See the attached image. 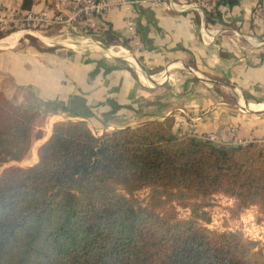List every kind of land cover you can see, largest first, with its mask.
<instances>
[{"label": "trees", "instance_id": "1", "mask_svg": "<svg viewBox=\"0 0 264 264\" xmlns=\"http://www.w3.org/2000/svg\"><path fill=\"white\" fill-rule=\"evenodd\" d=\"M38 116L0 91V166L43 137ZM174 124L97 135L85 120L53 122L36 163L0 173V264H264L257 241L206 227L216 195L233 200L232 215L256 207L264 219V147L179 135Z\"/></svg>", "mask_w": 264, "mask_h": 264}, {"label": "crops", "instance_id": "2", "mask_svg": "<svg viewBox=\"0 0 264 264\" xmlns=\"http://www.w3.org/2000/svg\"><path fill=\"white\" fill-rule=\"evenodd\" d=\"M220 1L127 0L111 7L99 35L125 54L106 47L110 57L37 49L23 43L24 33H0V91L54 116L51 125L81 119L100 135L172 116L179 135L264 147V0ZM56 2L0 0V15L49 10Z\"/></svg>", "mask_w": 264, "mask_h": 264}, {"label": "rangeland", "instance_id": "3", "mask_svg": "<svg viewBox=\"0 0 264 264\" xmlns=\"http://www.w3.org/2000/svg\"><path fill=\"white\" fill-rule=\"evenodd\" d=\"M82 31V30H81ZM38 34H25L24 37L26 41L23 43L31 44L33 47L37 49H44L46 47L53 48V49H59L61 52H68V51H93V52H99L104 57H110L114 56L111 55L109 52H104V48H96L88 46L86 43H77L76 41L81 40L83 38H79L78 34L71 33L70 39L75 41L76 43H72L70 41H66V39H69L65 36H56V33L58 34L57 29H49L44 32H38L35 31ZM83 33V31L81 32ZM87 35L86 38H89L93 41H100L102 44L106 45V42L101 39V35ZM69 43V44H68ZM73 44V46H70ZM25 45V44H24ZM110 47V46H107ZM120 48H117L116 46H113L110 48V50L118 51ZM123 50V49H121ZM125 51V50H124ZM124 51H122V54H125ZM129 54V53H127ZM130 55V54H129ZM120 58H126L127 56H117ZM127 59V58H126ZM129 62L128 60H126ZM130 63V62H129ZM131 64V63H130ZM132 65V64H131ZM133 66V65H132ZM134 67V66H133ZM138 71V74H141V70L138 66L134 67ZM145 76H142V79L144 80ZM146 84H150L149 82L145 81ZM11 101V100H10ZM12 102V101H11ZM147 115V114H146ZM145 117V116H144ZM54 118V116H53ZM52 118V119H53ZM147 117L143 118L146 119ZM49 118H47L45 115H43L41 112H39L38 121L36 123V130L41 129L43 131V137L41 139H34L32 142V146L26 157L17 163H14L15 166H21L26 167L32 164L35 160L32 159V149L34 150V147L37 149L38 146L41 144L42 139L46 138L49 133H47V127L51 126V121ZM148 121V120H146ZM53 124V123H52ZM50 127V129H51ZM111 129V128H110ZM93 131V130H92ZM96 131V130H95ZM93 133L96 134V132L93 131ZM99 135V134H97ZM260 145H263L262 143H259ZM37 155V154H36ZM37 157V156H36ZM33 161V162H32ZM3 164L0 166V170L2 168ZM1 173V172H0ZM139 200H143L147 196V190H141L136 192L135 194ZM232 200V199H231ZM230 198L225 197L223 195H216L211 200V205L206 208V211L209 213L210 220L208 223H206V227L210 229H214L217 231H240L246 236L247 238L251 240H255L258 242L259 247L264 252V219L261 221L257 220V211H253L252 208H248L245 210H242L237 215H232L229 209L233 207V200L231 201ZM178 215L182 218H187L190 216V213L188 210L178 207Z\"/></svg>", "mask_w": 264, "mask_h": 264}, {"label": "built area", "instance_id": "4", "mask_svg": "<svg viewBox=\"0 0 264 264\" xmlns=\"http://www.w3.org/2000/svg\"><path fill=\"white\" fill-rule=\"evenodd\" d=\"M126 2L127 0L115 2L107 0H57L53 9L17 10L10 16L0 15V33H4V37L17 34V32L35 35L38 34L35 31L44 32L55 28L59 31L56 36L69 38L73 32L78 34L79 38L90 40L86 38L87 35L85 34L99 35L101 29L106 27L104 19L107 11L113 6H120ZM129 24V28L132 30L133 25ZM67 40L73 41L70 38ZM93 42L99 45L98 48L106 49L107 47L100 41ZM117 48L123 49L121 46H117ZM208 138L214 139L211 136Z\"/></svg>", "mask_w": 264, "mask_h": 264}, {"label": "water", "instance_id": "5", "mask_svg": "<svg viewBox=\"0 0 264 264\" xmlns=\"http://www.w3.org/2000/svg\"><path fill=\"white\" fill-rule=\"evenodd\" d=\"M144 75H145L146 78H149V76L147 75V73H146L145 71H144ZM49 136H50V134H49L46 138L42 139L41 144L44 143V142L49 138ZM41 144H40V145H41ZM40 145H39V146H40ZM39 146H38V147H39ZM37 150H38V148L36 149V152H37ZM37 160H38V159H37ZM37 160H36L35 162H33L32 164L36 163ZM14 163H17V161H10V162H8V163H4L3 166H2V168H1V170H0V172H1L4 168H6V167H8V166L15 165ZM32 164H30L29 166H31Z\"/></svg>", "mask_w": 264, "mask_h": 264}, {"label": "bare ground", "instance_id": "6", "mask_svg": "<svg viewBox=\"0 0 264 264\" xmlns=\"http://www.w3.org/2000/svg\"><path fill=\"white\" fill-rule=\"evenodd\" d=\"M11 38H12V37H11ZM8 39H9V38H8ZM49 131H50V127L48 126V127H47V132H49ZM50 133H51V131H50ZM50 133H49V134H50ZM49 134H48V135H49ZM31 151H32V155H31V156H32V159L35 160V159L37 158V157H36V156H37V155H36V154H37V152H36V148L34 147V150L32 149ZM36 160H37V159H36ZM36 160H35V161H36ZM35 161H34V162H35ZM32 162H33V161H32Z\"/></svg>", "mask_w": 264, "mask_h": 264}]
</instances>
